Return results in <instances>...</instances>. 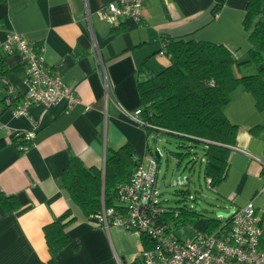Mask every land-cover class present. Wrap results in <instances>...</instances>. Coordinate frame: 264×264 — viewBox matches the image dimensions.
<instances>
[{
	"label": "crops",
	"instance_id": "0c3cea01",
	"mask_svg": "<svg viewBox=\"0 0 264 264\" xmlns=\"http://www.w3.org/2000/svg\"><path fill=\"white\" fill-rule=\"evenodd\" d=\"M110 1L0 2V40L16 32L41 44L47 65L59 71L80 100L69 110L62 100L50 107L34 104L28 115L13 117L6 111L0 116L5 125L0 142L28 130L35 134L26 150L11 144L0 147V192L16 195L22 204L11 213L0 205V264H50L43 227L68 208L76 217L65 229L71 240L53 264H130L140 258L141 235L118 224L105 227L95 216L84 215L61 186L62 170L72 155L86 167L103 168L106 149L124 143L140 158L150 155L145 129L126 111L141 106L136 82L140 63L145 60L155 72L171 64L172 58L160 52L166 38L223 44L237 61L247 59L251 43L243 20L248 0H145L142 20L123 19L119 32L97 15ZM5 63V76L20 98L26 89L21 55H10ZM261 68L264 63L247 62L235 66L234 72L242 76ZM5 94L0 76V100ZM224 112L238 132L229 146L226 178L215 188L229 205L221 211L251 200L264 221V111L257 108L252 93L238 87ZM256 126L262 128L253 133ZM197 222L201 219L191 226ZM207 226L205 220L196 230Z\"/></svg>",
	"mask_w": 264,
	"mask_h": 264
},
{
	"label": "trees",
	"instance_id": "16d2710c",
	"mask_svg": "<svg viewBox=\"0 0 264 264\" xmlns=\"http://www.w3.org/2000/svg\"><path fill=\"white\" fill-rule=\"evenodd\" d=\"M3 1L6 0H0ZM263 5L264 0H248L246 6L243 24L251 43L246 60L237 61L232 51L223 44L166 38V54L172 58L171 64L155 72L143 60L137 68V91L143 117L155 127L164 128L166 131L162 134L203 144L204 173L206 178L211 179L210 187H216L226 178L231 151L229 146L236 142L238 126L231 123L224 112L232 100L233 92L238 87L244 88L254 96L257 108L264 111V70L257 69L252 74L242 76L234 72V67L242 63L250 62L255 66L264 63ZM118 26L113 27L114 32L118 31ZM7 71L4 59L0 76L6 75ZM261 128L256 126L251 131L256 133ZM145 131L148 141L152 134H160L153 127H146ZM32 143L33 140L23 139L21 133L9 142L1 140L0 147L7 144L17 147L26 144L29 147ZM179 145H184V142ZM148 152L152 153L150 146ZM176 154L182 157V153ZM140 159L130 143L115 149L107 148L103 168L86 167L79 157L72 155L62 170L61 186L69 192L73 202L86 216H94L102 210L103 205L119 208L117 185L129 179ZM261 175L264 178V166ZM0 205L7 213L22 207L16 195L3 192H0ZM201 216L196 208L178 211L177 216L174 212L165 214V218L177 225H192ZM75 219L72 210L68 208L44 225V237L51 252L50 264L54 263L58 252L70 243L71 239L65 229ZM208 222L212 223L210 220ZM141 239L143 247L148 248L147 235L141 234ZM130 264H141V260L135 259Z\"/></svg>",
	"mask_w": 264,
	"mask_h": 264
},
{
	"label": "built area",
	"instance_id": "2783aa9c",
	"mask_svg": "<svg viewBox=\"0 0 264 264\" xmlns=\"http://www.w3.org/2000/svg\"><path fill=\"white\" fill-rule=\"evenodd\" d=\"M144 6L145 0H114L101 7L97 15L115 27L125 18L142 20ZM166 46L167 41H162L161 53L166 52ZM13 54L21 55L24 63L26 89L18 98L7 76H1L6 84V94L0 100V116L6 111L13 117L28 115L30 107L37 103L50 107L63 100L68 110L79 103L75 88L62 79L57 69L47 65L41 44L30 41L23 34L8 33L0 40V69L2 61ZM103 82L107 94L108 84L104 74ZM126 113L143 129L157 128L160 134L166 131L143 117L142 106ZM3 128L5 125L0 118V129ZM22 135L23 139L30 141L35 134L28 130ZM27 148L26 144L18 145L22 151ZM206 180L209 186L211 179ZM181 183V179L176 180V184ZM210 188L215 190L216 187ZM160 196L157 159L150 154L140 159L137 169L127 181L117 185L119 208L103 205L94 216L105 227L118 224L126 230L147 235L149 247L140 252L141 264H264V221L253 201L231 208L225 216L223 211H219L217 216L221 220L214 221L213 228L207 226L184 236L183 230L179 233L181 227H176L172 220L165 218L166 213L174 212L177 216L178 211L162 205Z\"/></svg>",
	"mask_w": 264,
	"mask_h": 264
},
{
	"label": "rangeland",
	"instance_id": "374dc122",
	"mask_svg": "<svg viewBox=\"0 0 264 264\" xmlns=\"http://www.w3.org/2000/svg\"><path fill=\"white\" fill-rule=\"evenodd\" d=\"M180 142H184V145L180 146ZM150 147L152 153L157 148L161 154L160 159L156 158L158 183L163 181L164 184L159 188L160 203L178 211L200 207L201 222H197L195 227L187 223H175L176 227H181L179 233L183 230L184 236L192 235L196 228L204 225L205 220L207 223L210 220L212 223H209V227L213 228L214 221L221 220L217 213L229 209V205L208 186L204 173L205 162L201 159L203 144H195L171 134H159L156 144ZM176 153H182V157ZM179 179L182 183L174 184L173 181Z\"/></svg>",
	"mask_w": 264,
	"mask_h": 264
},
{
	"label": "water",
	"instance_id": "95a60500",
	"mask_svg": "<svg viewBox=\"0 0 264 264\" xmlns=\"http://www.w3.org/2000/svg\"><path fill=\"white\" fill-rule=\"evenodd\" d=\"M156 140H157V135L152 134V135L149 137L150 145H155V144H156ZM153 154H154V156H155L156 158H159V159H160L161 154L159 153V151H158L157 148L153 151ZM173 182H174V184H176V180L173 181ZM163 185H164V184H163V181H160V182L158 183V187H159V188L163 187ZM196 210H200V207H196ZM222 214H223L224 216L226 215V213H224V212H222Z\"/></svg>",
	"mask_w": 264,
	"mask_h": 264
}]
</instances>
